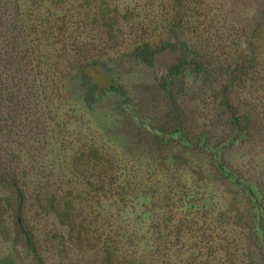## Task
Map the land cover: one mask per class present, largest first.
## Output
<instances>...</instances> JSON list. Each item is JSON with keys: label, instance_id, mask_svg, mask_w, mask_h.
<instances>
[{"label": "rangeland", "instance_id": "rangeland-1", "mask_svg": "<svg viewBox=\"0 0 264 264\" xmlns=\"http://www.w3.org/2000/svg\"><path fill=\"white\" fill-rule=\"evenodd\" d=\"M0 8L41 48L42 66L28 78L17 129L0 126V264H40L16 227L15 182L43 264H264L244 189L216 173L209 156L148 136L123 100L86 110L77 70L57 65L62 47L54 45L102 51L97 25L104 13L116 18L121 42L105 58L134 95L138 122L170 131L179 117L189 135L214 144L229 127L225 76L252 60V81L234 92L248 135L225 161L264 196V0H0ZM177 37L192 40L212 73L205 82L191 78L178 107L133 63L137 46ZM176 58L165 49L157 68ZM10 107L0 106V125L14 118Z\"/></svg>", "mask_w": 264, "mask_h": 264}, {"label": "trees", "instance_id": "trees-1", "mask_svg": "<svg viewBox=\"0 0 264 264\" xmlns=\"http://www.w3.org/2000/svg\"><path fill=\"white\" fill-rule=\"evenodd\" d=\"M6 9L0 8V106L6 102L10 107V113L15 114L14 118L1 121V128L8 127L9 131L17 129L16 118H20L21 112L24 110L25 89L30 88L28 78L31 77L36 69H41V62L36 60L38 52L41 51L39 46L34 45L35 42H29L28 37L23 28L16 25L15 21L11 22ZM13 19V18H12ZM179 25H182V18L178 19ZM103 25H97V31L101 34L103 41V49L100 51L98 47L93 45L91 52L80 47L76 43L70 45L65 41L56 40L54 45H60V54L57 56V65L60 66L62 61L69 64L66 69L70 71L76 69L75 76L79 82V98L83 107L92 112L96 110L102 103L111 98L121 99L124 101V113L130 116L131 120L141 127L142 131L153 138H161L163 140H175L180 147H184L188 152L203 153L211 158L216 173H218L230 185L241 186L246 195L250 197L251 210L254 212V220H256V230L261 235L264 244V196L260 190L252 188L250 181L245 175L236 174L231 166L226 163V153L236 144L244 140L248 134L243 130V122L238 114V108L234 99V92L247 89L251 73L255 69L254 63L249 58L237 65V68L226 74L225 92L222 100V107L226 111L229 119L228 133L220 142L213 143L209 137L199 136L193 138L186 132V128L179 120H174L170 131L158 128L155 124L138 122L139 118L136 114L134 95L122 82V78H117L114 70L110 68L105 56L107 51H113L120 40V32L116 33L115 27H120V23L116 18H111L104 13ZM20 27V28H19ZM65 29V27L63 26ZM22 29V30H21ZM119 29V28H118ZM44 32V31H43ZM48 34L47 32L44 33ZM62 35V34H61ZM47 40H50L48 38ZM147 41L136 47L134 51L133 63L137 66L146 68L152 76L151 81L156 90L171 96L174 104H178L182 97H185L192 85L189 80L194 78L195 81L201 80L205 82L212 73L206 63L201 61L199 54L193 47L191 39L177 37L175 41L167 40L162 42V46L152 45ZM165 49L177 52L175 63L166 69H158L156 63L157 57L163 53ZM86 53V54H85ZM40 57V53L38 55ZM254 57V55H252ZM35 65V66H34ZM55 67V64L53 63ZM36 76L33 77V83H36ZM193 84V83H192ZM176 86H180L176 89ZM31 89V88H30ZM34 97V94L31 93ZM17 121H16V120ZM16 121V122H15ZM7 123V124H6ZM40 132V131H39ZM14 191L19 201L16 209V227L21 235L26 247L29 251L39 259V263L43 264L38 254V249L34 241L32 233L28 230V223L25 210V192L18 182H15ZM250 210V211H251Z\"/></svg>", "mask_w": 264, "mask_h": 264}]
</instances>
